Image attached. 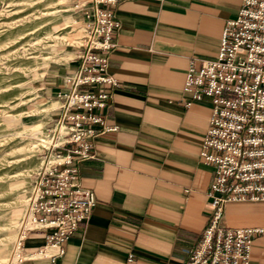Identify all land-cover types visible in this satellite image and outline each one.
Here are the masks:
<instances>
[{
    "label": "crops",
    "instance_id": "0c3cea01",
    "mask_svg": "<svg viewBox=\"0 0 264 264\" xmlns=\"http://www.w3.org/2000/svg\"><path fill=\"white\" fill-rule=\"evenodd\" d=\"M240 6L241 0H120L111 7L120 27L107 74L116 85L103 88L110 98L101 115L115 131L94 137L93 158L78 165L80 186L96 203L55 264H185L211 221L214 173L200 157L212 104L193 101L183 91L185 78L192 60L216 57L224 23ZM80 64L76 56L50 65L41 98L60 103L69 92L63 77ZM57 114L51 111L47 125ZM221 223L264 228V202L227 204ZM50 233L32 227L21 264H52ZM250 264H264V236L255 239Z\"/></svg>",
    "mask_w": 264,
    "mask_h": 264
},
{
    "label": "built area",
    "instance_id": "2783aa9c",
    "mask_svg": "<svg viewBox=\"0 0 264 264\" xmlns=\"http://www.w3.org/2000/svg\"><path fill=\"white\" fill-rule=\"evenodd\" d=\"M119 2H74V10L86 19L83 51L77 56L81 64L63 77L69 92L58 96L52 143L46 148L56 161L37 173L26 212L34 228L51 230L46 246L54 249L52 264L96 203L94 194L80 186L78 165L93 158L94 137L115 131L101 113L110 98L103 88L116 85L107 74V55L116 47L120 24L111 7ZM183 91L193 101H211L200 157L214 167L207 206L211 221L185 264H250L254 241L264 236V228L229 229L221 220L227 204L264 202V0H241L236 16L224 23L216 57L189 63ZM31 229L19 230L16 264L23 260L22 242Z\"/></svg>",
    "mask_w": 264,
    "mask_h": 264
},
{
    "label": "rangeland",
    "instance_id": "374dc122",
    "mask_svg": "<svg viewBox=\"0 0 264 264\" xmlns=\"http://www.w3.org/2000/svg\"><path fill=\"white\" fill-rule=\"evenodd\" d=\"M73 7V0H0V256L12 252L36 175L52 161L47 122L60 103L39 89L50 65L82 50Z\"/></svg>",
    "mask_w": 264,
    "mask_h": 264
},
{
    "label": "bare ground",
    "instance_id": "6f19581e",
    "mask_svg": "<svg viewBox=\"0 0 264 264\" xmlns=\"http://www.w3.org/2000/svg\"><path fill=\"white\" fill-rule=\"evenodd\" d=\"M83 31H84V29H83ZM62 135H63V131L60 132V136L59 137H61ZM41 143L46 144L45 140L44 141L42 140ZM51 143H52V137H51V141H49L48 145L51 144ZM55 161H56V159L53 156L52 157V161H49V164H52ZM35 225L36 224L34 222H32L30 219H26V216H24L23 221H22V223L20 225V228L22 226H24L25 228H29V227L30 228H32V227L34 228ZM18 237H19V231H18V235H17V237H16V239L14 241L15 242V245H14V247L12 249V252L10 254H8V255L0 256V264H16L17 260L19 259V254L17 253V250H16Z\"/></svg>",
    "mask_w": 264,
    "mask_h": 264
}]
</instances>
